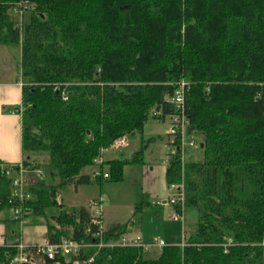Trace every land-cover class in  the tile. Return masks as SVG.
Returning a JSON list of instances; mask_svg holds the SVG:
<instances>
[{
	"label": "trees",
	"instance_id": "16d2710c",
	"mask_svg": "<svg viewBox=\"0 0 264 264\" xmlns=\"http://www.w3.org/2000/svg\"><path fill=\"white\" fill-rule=\"evenodd\" d=\"M0 46L20 49L22 167L59 181L36 180L23 217L6 222L59 208L48 243L89 245L45 264H264V0H0ZM182 82L187 134L204 147L199 159L188 151L184 161L179 152L170 158L166 180L183 187L174 208L196 210L197 230L155 259L137 248H95L141 225L148 202L96 237L88 209L59 203L61 188L90 185L83 171L121 138L139 135L141 149L107 161L100 171L108 179L97 178L121 181L126 166L144 165L158 140L144 127L175 113ZM19 168L0 162V213L19 207L7 175ZM14 245L0 246V264H11Z\"/></svg>",
	"mask_w": 264,
	"mask_h": 264
},
{
	"label": "rangeland",
	"instance_id": "374dc122",
	"mask_svg": "<svg viewBox=\"0 0 264 264\" xmlns=\"http://www.w3.org/2000/svg\"><path fill=\"white\" fill-rule=\"evenodd\" d=\"M170 130V120H155L150 118L146 123L143 136L145 138H157L155 143H151L145 150V164L136 166H126L124 168L123 179L121 181H105L102 178L95 177L92 172L95 169L87 168L83 174L90 175L92 183L87 186H79L76 192L74 185H67L61 188L60 197L63 205L69 208L91 209L94 201H100L103 212V221L105 224L126 223L133 218L135 207L142 201L148 204L143 210L141 229L133 225L134 233H137L145 243H151L154 239L164 242L165 246H182L186 244L188 237L198 228V213L194 209L184 211L185 222L181 219H174L176 209L170 199H175L180 203L182 197L178 191L170 189L166 180V168L168 160L167 134ZM194 141L201 145L203 139L201 136L195 137ZM141 149L140 136L127 139L126 146L122 149L108 147L104 149L102 164L105 166L107 161L114 159H130ZM194 154L196 159L200 158L199 150H187ZM45 163V159L41 160ZM38 171V170H37ZM37 171H27L26 175L31 178H37L46 183L58 184V180L51 181L46 175H40ZM40 171V170H39ZM107 173V167L104 169ZM42 172V171H41ZM17 175H14L16 177ZM166 201L164 204L163 202ZM59 208H51L45 211L43 216L33 217L26 221L22 226L6 220L13 217L11 212L0 213V246L7 245L11 240H21L27 246H36L27 244L42 243L47 239L45 230L48 225H54L51 216L58 215ZM58 227V226H57ZM103 229L105 225L103 224ZM137 232H136V231ZM130 236L128 234H125ZM132 237V236H131ZM45 245V244H42ZM107 243H101L95 248H105ZM88 247V246H87ZM86 247V248H87ZM162 251L153 250L147 253L148 258L155 259L160 256ZM14 264V261H11Z\"/></svg>",
	"mask_w": 264,
	"mask_h": 264
},
{
	"label": "built area",
	"instance_id": "2783aa9c",
	"mask_svg": "<svg viewBox=\"0 0 264 264\" xmlns=\"http://www.w3.org/2000/svg\"><path fill=\"white\" fill-rule=\"evenodd\" d=\"M185 82L178 84L175 94L171 100L172 105L174 106V114L169 117L170 120V130L167 134V144L169 147L168 150V160L176 156L178 152L181 155V160L184 161L185 153L188 149L198 150L200 145L194 141L195 136H189L187 134V129L189 127L190 121L187 116L186 110V94L187 89ZM63 99L67 101L65 94L63 93ZM127 139L121 138L117 140L111 147L114 149H122L126 146ZM104 150L101 152L100 158L96 160V166L92 174L95 177H102L103 179H108V174H103L100 171V165L102 164V157ZM22 165L19 168L18 174L16 177L13 176V172H8L7 175L12 179L11 182V201L18 203L19 207L14 209L13 217L14 219H21L23 217V204L31 198L29 187L38 179L31 178L26 175V172ZM40 175H43V172L37 171ZM171 190L178 191L179 195L182 197L180 202L183 205V187L179 185H171ZM172 205L177 204L175 199H170L167 203ZM91 215L92 224L100 228V232L96 237H101L103 231V212L101 209L100 201H94L91 204V209L89 210ZM174 219H182V214L176 212ZM26 223V220H20L19 224L22 226ZM89 245H84L73 240H62L57 244L46 243L45 245H36V246H27L23 244L22 240H19L13 246L17 249L18 254L14 257V264H45L46 260H54L57 257L72 258L78 257L81 254V251ZM110 248H137L141 249L144 253H150L154 249L162 250L165 248V244L162 241L154 239L151 243H145L141 240L140 237H131L127 235L121 236L117 241L109 243L106 245ZM184 246V244L182 245ZM93 259H90L88 262L92 263Z\"/></svg>",
	"mask_w": 264,
	"mask_h": 264
},
{
	"label": "crops",
	"instance_id": "0c3cea01",
	"mask_svg": "<svg viewBox=\"0 0 264 264\" xmlns=\"http://www.w3.org/2000/svg\"><path fill=\"white\" fill-rule=\"evenodd\" d=\"M23 85L24 83L20 72V49L17 47L12 48L0 46V162L4 166L8 167H20L24 160V154L22 150ZM17 174L18 171L13 172V176ZM75 190L77 192L78 188H75ZM58 201L60 204H63V200L61 199L60 195ZM165 202L166 201L163 203L166 204ZM56 216H51V221L53 224H55V222L52 220V218ZM181 220L185 222L184 211L182 213ZM103 224L105 225V229H109L115 225H122L125 223L115 222L111 224H105L103 221ZM142 226L143 223L137 227H139L138 229H141ZM47 227L45 230L46 236ZM133 233V227H129L126 234L132 237H140L137 233ZM21 238V240L24 241L23 236ZM11 241L12 242L9 244L17 242V240ZM26 243L30 245H42L48 243V241L46 239L42 243H32L27 241Z\"/></svg>",
	"mask_w": 264,
	"mask_h": 264
},
{
	"label": "water",
	"instance_id": "95a60500",
	"mask_svg": "<svg viewBox=\"0 0 264 264\" xmlns=\"http://www.w3.org/2000/svg\"><path fill=\"white\" fill-rule=\"evenodd\" d=\"M200 147L203 148V147H204V144L202 143V144L200 145Z\"/></svg>",
	"mask_w": 264,
	"mask_h": 264
}]
</instances>
